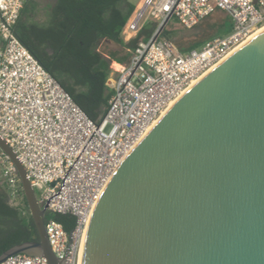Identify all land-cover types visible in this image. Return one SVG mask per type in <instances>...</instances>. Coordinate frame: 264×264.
Listing matches in <instances>:
<instances>
[{
    "label": "water",
    "instance_id": "water-1",
    "mask_svg": "<svg viewBox=\"0 0 264 264\" xmlns=\"http://www.w3.org/2000/svg\"><path fill=\"white\" fill-rule=\"evenodd\" d=\"M16 169L38 241L51 252L25 168ZM80 264H264V30L188 88L116 168L86 227Z\"/></svg>",
    "mask_w": 264,
    "mask_h": 264
},
{
    "label": "built area",
    "instance_id": "built-area-1",
    "mask_svg": "<svg viewBox=\"0 0 264 264\" xmlns=\"http://www.w3.org/2000/svg\"><path fill=\"white\" fill-rule=\"evenodd\" d=\"M25 1L0 0V137L25 168L46 215L74 219L69 232L52 218L45 219L44 228L55 258L80 264L90 215L116 168L193 83L264 26V0H135L121 38L130 41L147 21L155 29L136 44L107 84L111 95L98 122L85 115L15 36ZM217 11L229 16L230 31L206 41L199 51L182 52L162 36L171 19L192 29ZM0 183L14 203L21 187L1 149ZM0 264L47 263L19 254Z\"/></svg>",
    "mask_w": 264,
    "mask_h": 264
},
{
    "label": "trees",
    "instance_id": "trees-1",
    "mask_svg": "<svg viewBox=\"0 0 264 264\" xmlns=\"http://www.w3.org/2000/svg\"><path fill=\"white\" fill-rule=\"evenodd\" d=\"M134 4L132 0H54L43 10V20L38 21L34 0H26L14 25L13 32L22 45L94 122L99 121L111 95L106 86L110 62H127L136 44L147 40L155 29V24L147 21L133 39L123 42L120 33ZM210 17L193 28L197 32L186 46L177 45L182 52L230 31L227 14L217 21H210ZM174 21L168 22L162 35L172 36L179 26ZM103 43L119 47L123 56L103 48ZM50 218L67 232L74 226V219L68 215L48 213L45 219ZM29 241H38V235L23 192L19 188L17 199L10 203L0 183V255Z\"/></svg>",
    "mask_w": 264,
    "mask_h": 264
},
{
    "label": "rangeland",
    "instance_id": "rangeland-1",
    "mask_svg": "<svg viewBox=\"0 0 264 264\" xmlns=\"http://www.w3.org/2000/svg\"><path fill=\"white\" fill-rule=\"evenodd\" d=\"M36 1L38 2L39 7L45 6V5H48V4H52L54 2V0H36ZM132 1L135 2V0H132ZM224 16H226L225 13L217 11V12H215V13H213L211 15V17H210L211 20L210 21H217V20L223 18ZM171 23L173 24V21ZM175 27H178V29L173 32L171 37H168V38L166 37V38L169 39V40H172L176 45H179V46H186L190 42V40L193 38L195 33L197 32V30H193V28L192 29H187V30H182V29L180 30L179 26H175ZM162 36H164V35H162ZM102 47L105 48V49H109V50H113L114 49V46H112L110 44H106V43H103ZM200 48H201V46L197 47V48H194L192 50L199 51ZM108 130H109V127H107L106 131H108Z\"/></svg>",
    "mask_w": 264,
    "mask_h": 264
},
{
    "label": "crops",
    "instance_id": "crops-1",
    "mask_svg": "<svg viewBox=\"0 0 264 264\" xmlns=\"http://www.w3.org/2000/svg\"><path fill=\"white\" fill-rule=\"evenodd\" d=\"M25 2H26V1H25ZM34 2H35V4H36V8H37V11H38V13H37V19H38V21H42V20H43V10H44L46 7H48L49 5H51V4H48V5H45V6H41V7H39L38 2H37L36 0H34ZM122 40H123V39H122ZM123 42H124V43H127V42H125L124 40H123ZM110 45H112V44H110ZM112 46H114V45H112ZM112 51H117V52H119V54H118L119 57L123 56L122 53L120 52V48H119V47L114 46V49H113ZM127 51H129V50H127ZM130 56H131V55H130ZM129 58H130V57H129ZM128 60H129V59H128ZM128 60H127V62H128ZM127 62L120 63V62H117V61H114V60H112V61L110 62V64H109V73H108V77H107V81H106V86H107V84L110 82V80H111L112 78H114V76L116 75L115 71H118V70L120 69V67L123 66L124 64H126ZM116 66H117V67H116ZM107 87H108V86H107ZM108 88H109V87H108ZM109 90L111 91L110 88H109ZM106 107H107V104H106L105 107H103V108L101 109V112H100V114H99V116H98L99 120H100L101 117L103 116V114H104V112H105V110H106Z\"/></svg>",
    "mask_w": 264,
    "mask_h": 264
},
{
    "label": "bare ground",
    "instance_id": "bare-ground-1",
    "mask_svg": "<svg viewBox=\"0 0 264 264\" xmlns=\"http://www.w3.org/2000/svg\"><path fill=\"white\" fill-rule=\"evenodd\" d=\"M264 30V26L262 27V28H260L257 32H255L252 36H250L249 38H248V40L247 41H249L250 39H252L254 36H256L258 33H260L261 31H263ZM246 41V42H247ZM245 42V43H246ZM244 43V44H245ZM244 44H242V45H244ZM232 53H234V52H232ZM231 55V54H230ZM117 67V66H116ZM196 83V82H195ZM195 83H193V85L195 84ZM152 129V128H151ZM150 131V130H149Z\"/></svg>",
    "mask_w": 264,
    "mask_h": 264
}]
</instances>
